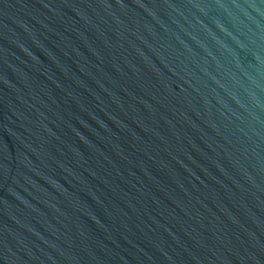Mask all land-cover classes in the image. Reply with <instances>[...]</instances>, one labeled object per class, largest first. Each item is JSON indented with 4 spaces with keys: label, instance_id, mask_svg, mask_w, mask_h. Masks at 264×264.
I'll return each mask as SVG.
<instances>
[{
    "label": "water",
    "instance_id": "obj_1",
    "mask_svg": "<svg viewBox=\"0 0 264 264\" xmlns=\"http://www.w3.org/2000/svg\"><path fill=\"white\" fill-rule=\"evenodd\" d=\"M0 264H264V0H0Z\"/></svg>",
    "mask_w": 264,
    "mask_h": 264
}]
</instances>
